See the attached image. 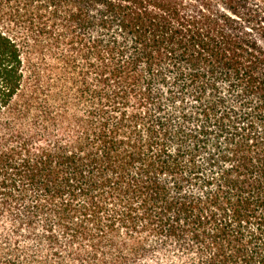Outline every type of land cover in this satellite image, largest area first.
<instances>
[{
  "label": "trees",
  "instance_id": "obj_1",
  "mask_svg": "<svg viewBox=\"0 0 264 264\" xmlns=\"http://www.w3.org/2000/svg\"><path fill=\"white\" fill-rule=\"evenodd\" d=\"M0 264H264V0H0Z\"/></svg>",
  "mask_w": 264,
  "mask_h": 264
}]
</instances>
